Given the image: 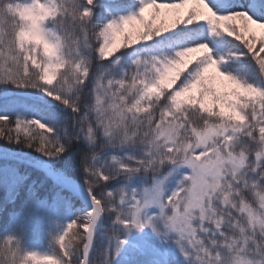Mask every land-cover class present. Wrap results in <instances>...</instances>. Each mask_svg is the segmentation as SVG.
Segmentation results:
<instances>
[{
  "label": "snow or ice",
  "instance_id": "1",
  "mask_svg": "<svg viewBox=\"0 0 264 264\" xmlns=\"http://www.w3.org/2000/svg\"><path fill=\"white\" fill-rule=\"evenodd\" d=\"M0 141V264H264V0H0Z\"/></svg>",
  "mask_w": 264,
  "mask_h": 264
},
{
  "label": "trees",
  "instance_id": "2",
  "mask_svg": "<svg viewBox=\"0 0 264 264\" xmlns=\"http://www.w3.org/2000/svg\"><path fill=\"white\" fill-rule=\"evenodd\" d=\"M4 146H8V147H14L11 145H7L5 141H0V147H4ZM27 151H31V150H27ZM25 170L22 167V171ZM33 178H36L39 176V173H37L36 171L32 172ZM4 223V216L3 214H0V228H2ZM28 243L30 244V246L33 247H41V248H47V240L46 238H37V233H32L30 234L29 238H28Z\"/></svg>",
  "mask_w": 264,
  "mask_h": 264
}]
</instances>
